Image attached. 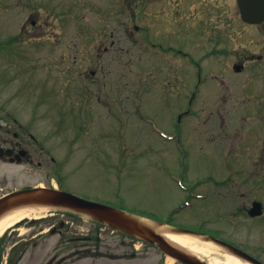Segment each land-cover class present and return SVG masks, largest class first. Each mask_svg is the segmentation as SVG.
<instances>
[{"label": "rangeland", "instance_id": "rangeland-1", "mask_svg": "<svg viewBox=\"0 0 264 264\" xmlns=\"http://www.w3.org/2000/svg\"><path fill=\"white\" fill-rule=\"evenodd\" d=\"M138 2L0 0V121L17 122L10 125L12 131L32 124L39 129V137L62 167L59 175L66 191L179 227L223 231L233 241L238 234H251L253 239L259 227L235 215L239 204L235 191L215 187L230 183V177L231 182L236 177L240 181L236 170L244 169L249 176L255 167H264V130L258 129L254 143L244 142L238 134L240 127L248 133L251 122L259 127L264 122V61L247 63L244 73L233 69L240 63L234 50L250 49L246 38L264 36H252L254 31L240 27L235 0H161L160 4L147 0L143 10ZM137 25L145 28L144 33L136 31ZM106 26L118 41L109 76L113 88L98 87L91 95L95 86L87 79L83 84L92 103L79 106L75 93L83 92V87L73 75L74 59L65 58L64 68L56 57L76 55L77 43L81 54L88 55L89 39ZM56 32L61 33L59 45L43 40ZM143 39L159 46L143 44ZM173 46L191 55L167 52ZM259 49L255 51L261 53ZM44 56L50 57L48 63L41 62ZM191 61L201 66L200 82ZM47 75L48 85L43 78ZM192 92L197 94L194 114L179 124L178 146L185 156L180 160L174 143L163 141L137 114L143 110L174 131L176 114L186 108ZM53 179L49 170L0 162V196L2 190L25 185H58ZM200 193L210 195L201 199ZM255 195L264 197V188ZM41 216L4 233L0 264H8L13 237L21 233L19 238H28L54 228L80 238V251L66 264H159L162 257L156 247L87 217L72 218L58 211ZM47 234L40 247L20 262L17 254L12 264H44L56 254H67L55 253L59 235Z\"/></svg>", "mask_w": 264, "mask_h": 264}, {"label": "flooded vegetation", "instance_id": "flooded-vegetation-1", "mask_svg": "<svg viewBox=\"0 0 264 264\" xmlns=\"http://www.w3.org/2000/svg\"><path fill=\"white\" fill-rule=\"evenodd\" d=\"M124 1V0H123ZM127 1V0H126ZM161 0H152V4L158 3L160 4ZM236 6H237V13L239 18V25L240 27H245L251 30L252 36H260V33L262 36H264V21L259 24H249L243 21L242 18V12L239 5V0H235ZM124 5V3H123ZM139 9L143 10L144 8H147V0H139L138 2ZM122 9L127 10V6H124ZM173 12H178V9H174ZM242 22V23H241ZM33 26H37L35 22L32 23ZM107 27H103V30L98 32L95 31V35L93 39H89V46L90 49L87 50L88 55L81 54V51L79 49L81 43H77L76 45V52L77 54L72 56H64L61 55L55 56L57 58V62L61 63L63 67L65 68V63L70 62L72 59H74V66L76 68V71L73 72V75L76 74V81L79 84V86L83 87V92L80 91L77 94L75 93V98H79L80 102H77V105L82 106L85 104H91L92 103V97L91 95L94 93L95 90L99 88H105L111 90L113 88L112 83L109 81V76L112 75V68H113V62H114V47L118 44V41L114 39V31L111 30V32L107 33ZM144 27L142 26H136L137 32L144 33ZM129 30V29H128ZM256 32V33H255ZM61 35V33L56 32L52 36H49L48 38H44L43 40L48 42L51 45H59L61 38H58ZM237 36V34H236ZM42 37V36H41ZM97 37V38H96ZM246 41L249 43V48H246L244 51H238V49L234 50V54L236 58L240 59V63L238 65L241 66V71L237 72L244 73L247 70V63L251 62H258V61H264V38L257 40L246 38ZM149 42L152 47L159 46V42H152L151 39H143V44ZM260 42V43H259ZM252 45L256 47L254 50L251 49ZM162 46V45H160ZM259 52L257 53L255 50L258 48ZM169 51L174 50V53L176 55L180 54L182 57H189L188 51H185L183 48L176 49L174 46L173 48H169ZM147 50H145L146 53ZM225 54V53H224ZM175 55V56H176ZM193 55V54H192ZM52 57V56H51ZM49 56H44L41 62L48 63L50 61ZM54 58V57H52ZM66 58V62L64 63ZM203 58H205L203 56ZM244 58V59H243ZM53 62V61H52ZM51 62V63H52ZM193 63V61H191ZM195 64V62H194ZM198 64V63H197ZM126 66V65H125ZM48 68V65H47ZM201 70V69H200ZM199 76L201 77L202 73L200 74V71L198 72ZM45 78V84L48 85V79L49 75H47ZM87 79H91L92 85L95 86V88L91 89V95L88 94V90L84 87L85 84H83ZM50 80V79H49ZM200 82V81H199ZM53 86V85H52ZM199 86H196V89ZM53 90V89H52ZM60 92V90H58ZM197 94L192 92V95L188 96V105H186V108L182 110L179 113L178 121L175 123L176 129L174 131H171L172 134H175L179 128L178 123H182L183 119H187L190 116H188L189 112H193L192 109V102L195 100ZM101 102V100H97L94 98V101ZM66 104H64V107ZM62 108V106L60 107ZM144 112L143 110L139 111V120H143L144 118ZM90 114V113H89ZM80 122V121H78ZM6 123V124H5ZM11 123V122H10ZM13 123L17 124V122H12L10 125H13ZM261 126L259 127L257 123L251 122L248 127V133H243L244 130L242 127L239 128L240 133H238L240 136L243 137L244 142L249 141L255 142L258 133V129L264 130V122H260ZM10 125L7 124V122H0V130L5 131L4 136H0V148H2L7 155L0 158V162L4 164H10L13 166H33L38 167L40 169H44L45 171L49 170L51 174H53L54 178L53 180L62 179V177L59 175L61 166L58 165V160L54 156L51 155V150L48 149V144H46V140L43 141V137H39L37 128L34 127V124L29 126H22L19 131H12L10 128ZM9 126V127H8ZM79 138H81V135H78ZM226 138V136H224ZM264 139V135L262 137ZM48 142V141H47ZM242 149V148H240ZM256 151V150H254ZM8 152V153H7ZM254 153V152H253ZM228 175H231V170L228 169ZM236 174L239 175L240 181L234 180L231 182L232 178L230 177V183H224L223 187L228 186V191H235V197L237 198L239 204L237 209L234 210L235 215L237 214L241 215L240 218H243L246 220L249 224H254L255 226L259 227L258 233L259 235H255L252 239L251 234L247 236H238L235 237L234 241L226 237V233L223 231H217V230H206L204 228L202 229H196L199 232H207L219 239H222L237 248L241 249L245 253L249 254L253 259V264H264V197H257L255 195V192L261 191L264 188V182H260V180L264 179V176L261 177V175H264V167L260 168L258 170L256 167L248 176V171L243 170H236ZM234 173V175H235ZM241 178V176H243ZM246 176V177H245ZM260 178V179H259ZM224 179V178H222ZM259 179V180H258ZM237 181V182H235ZM233 183V184H231ZM29 187V185H25L20 188H13L10 190L3 191L2 195L7 194L9 192H12L17 189ZM221 189V188H220ZM0 196V197H1ZM235 198V199H236ZM223 200H227L223 198ZM232 199H230L231 202ZM228 201V200H227ZM260 202L262 204V210L263 215L262 216H256L253 217L250 215V210L254 204V202ZM248 216V217H246ZM249 227H252L250 225ZM248 227V228H249ZM46 232H39L35 235L29 236L28 238H19L22 234H19V237H13L11 239L10 244V254H9V260L8 264H12V261L14 257L17 254H20V258L18 259V262H20L24 256L33 248L37 249L42 245V239L46 238L47 235H44ZM51 236H54L56 234L59 235V241L55 244L53 250L55 253L57 252H67L64 256L59 257L57 254L54 255L48 262L44 264H66L68 261H70L78 251H80L81 247L77 243L80 238L75 236H70L67 232H64L62 230H54L52 232H49ZM91 241V240H88ZM117 259V258H116ZM166 259L165 256H162L160 258L159 264H168L167 262H164ZM31 260H34L32 258ZM42 264V263H41ZM68 264H75V261H72ZM173 264H183L178 261H174Z\"/></svg>", "mask_w": 264, "mask_h": 264}, {"label": "water", "instance_id": "water-1", "mask_svg": "<svg viewBox=\"0 0 264 264\" xmlns=\"http://www.w3.org/2000/svg\"><path fill=\"white\" fill-rule=\"evenodd\" d=\"M239 5L244 21L251 24H257L264 21V0H239ZM236 69L237 71L240 70L239 67ZM3 155V150L0 149V157ZM26 208H47L50 210L64 211L88 217L141 240L155 244L169 256L186 264L208 263L201 260L197 255L187 251L185 248L169 241L164 235L166 232V230L163 229L164 226L171 229L169 231L173 233L201 237L203 239L205 238L206 241H210L219 246L227 251L228 254L245 261L251 262L253 259L250 255L244 253L240 249L221 240L204 236L187 229L169 227L157 222L150 223L141 217L124 212L120 209L94 203L75 194L61 190L34 187L18 190L0 198V218L10 212ZM260 209L261 206L255 204V209L252 210V215H260Z\"/></svg>", "mask_w": 264, "mask_h": 264}, {"label": "bare ground", "instance_id": "bare-ground-1", "mask_svg": "<svg viewBox=\"0 0 264 264\" xmlns=\"http://www.w3.org/2000/svg\"><path fill=\"white\" fill-rule=\"evenodd\" d=\"M48 210L49 209L47 208H26L6 214L0 218V238L4 235V233L14 228L22 220L26 218H40L42 217L41 215ZM163 229L166 230L164 235L169 241L185 248L194 255L207 259L210 264H247L234 256L229 255L219 246L211 243L210 241H206L205 238L203 239L201 237L173 233L169 231L171 229L165 226Z\"/></svg>", "mask_w": 264, "mask_h": 264}]
</instances>
